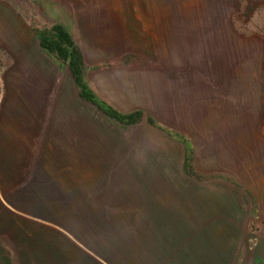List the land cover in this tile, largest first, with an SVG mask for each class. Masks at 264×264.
I'll use <instances>...</instances> for the list:
<instances>
[{
  "label": "rangeland",
  "instance_id": "obj_1",
  "mask_svg": "<svg viewBox=\"0 0 264 264\" xmlns=\"http://www.w3.org/2000/svg\"><path fill=\"white\" fill-rule=\"evenodd\" d=\"M0 1L38 41L65 28L99 105L140 112L134 124L108 119L58 62L44 151L23 175L1 169L0 264H251L264 167L216 102L248 51L229 17L252 31V0Z\"/></svg>",
  "mask_w": 264,
  "mask_h": 264
},
{
  "label": "crops",
  "instance_id": "obj_2",
  "mask_svg": "<svg viewBox=\"0 0 264 264\" xmlns=\"http://www.w3.org/2000/svg\"><path fill=\"white\" fill-rule=\"evenodd\" d=\"M252 14V31L241 33L239 17L230 15L237 37L245 38L248 51H236L229 66L228 91L219 88L216 105L228 112L232 126L246 129L258 145L254 160L264 167V0L245 4V14ZM259 14V16H258ZM236 37V39H237ZM0 178L4 167L20 168L22 175L39 160V125L43 124L45 104L61 90L58 63L30 37L17 11L0 1ZM71 80L74 83L70 74ZM67 82V79H65ZM228 82V83H227ZM75 85V83H74ZM76 87V85H75ZM225 88V87H224ZM76 91V90H75ZM260 150L261 154H257ZM43 160V156L41 158ZM27 174H25L26 176ZM251 264H264V237L256 240Z\"/></svg>",
  "mask_w": 264,
  "mask_h": 264
},
{
  "label": "trees",
  "instance_id": "obj_3",
  "mask_svg": "<svg viewBox=\"0 0 264 264\" xmlns=\"http://www.w3.org/2000/svg\"><path fill=\"white\" fill-rule=\"evenodd\" d=\"M38 36L40 48L47 54L53 56L57 63L66 64L74 83L79 89V96L84 101L94 105L110 120L126 125L134 124L138 121L140 112L120 114L112 107L101 106L95 101L92 93L89 92L83 82L84 63L82 53L62 25H54L48 32L38 33Z\"/></svg>",
  "mask_w": 264,
  "mask_h": 264
}]
</instances>
